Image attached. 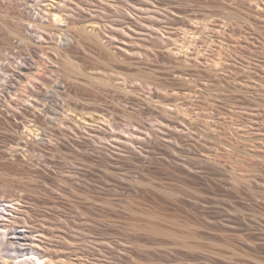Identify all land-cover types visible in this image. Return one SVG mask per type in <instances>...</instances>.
<instances>
[{"label": "rangeland", "instance_id": "374dc122", "mask_svg": "<svg viewBox=\"0 0 264 264\" xmlns=\"http://www.w3.org/2000/svg\"><path fill=\"white\" fill-rule=\"evenodd\" d=\"M30 1L0 0L18 225L70 264H264V0H67L66 30L15 27Z\"/></svg>", "mask_w": 264, "mask_h": 264}, {"label": "bare ground", "instance_id": "6f19581e", "mask_svg": "<svg viewBox=\"0 0 264 264\" xmlns=\"http://www.w3.org/2000/svg\"><path fill=\"white\" fill-rule=\"evenodd\" d=\"M49 1L52 3H47L48 0H32L30 3L26 4L17 2L15 9L18 17L15 27H20V25L23 26V23L25 22H38L49 28H65V30L69 28L71 25L69 20L71 14L66 11L67 0ZM88 28L82 29V32L79 30L83 37H85L84 40H95L99 49L101 48L102 50L104 49L111 52V44H104L102 42V33L95 29L89 30ZM20 30L21 28L19 31ZM22 32H24L28 38L33 39L34 41L37 40L34 33L28 29ZM40 37L41 38L38 41H44V37H42V35ZM90 38L91 40H88ZM75 39L76 38L66 34L61 40V44L76 43ZM18 68V78L22 79V77L27 75L31 69H33V66H28L26 63L21 64ZM5 73L6 70L2 69V72L0 73V81H6L5 84H7L9 83V81H7L9 78L3 76ZM13 81L14 77L11 82ZM56 87H58V85H56ZM9 89H6V94L8 96L11 93V90ZM12 106L13 105L10 103L9 108L11 109ZM29 108H37L36 103L30 104ZM27 130L31 131L30 127H28ZM20 207L18 200H0V264H70L69 261L63 260L62 258L59 259V256L54 255L45 249L43 243L39 241L40 238H38L37 235H34L29 229H27V227H21L18 225V219L22 217ZM41 241L44 240L41 239Z\"/></svg>", "mask_w": 264, "mask_h": 264}]
</instances>
